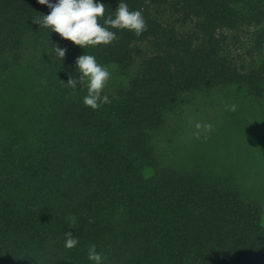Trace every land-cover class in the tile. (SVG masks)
<instances>
[{
    "label": "trees",
    "instance_id": "obj_1",
    "mask_svg": "<svg viewBox=\"0 0 264 264\" xmlns=\"http://www.w3.org/2000/svg\"><path fill=\"white\" fill-rule=\"evenodd\" d=\"M125 2L146 30L82 48L35 23L38 0H0V75L38 56L32 103L0 98V264H92L91 245L104 264H264L260 206L206 168H161L150 144L197 91L236 87L264 116V0ZM84 54L126 78L96 110L65 84Z\"/></svg>",
    "mask_w": 264,
    "mask_h": 264
},
{
    "label": "rangeland",
    "instance_id": "obj_2",
    "mask_svg": "<svg viewBox=\"0 0 264 264\" xmlns=\"http://www.w3.org/2000/svg\"><path fill=\"white\" fill-rule=\"evenodd\" d=\"M37 60L38 56L26 54L19 67L0 75V98L16 112L33 101L37 89L27 69ZM108 69L105 89L125 83V76L114 67ZM198 122L211 124V130L196 129ZM150 144L161 168L196 165L235 182L246 199L260 206L264 223V116L236 87L179 97L165 114L163 126L151 133ZM152 174L151 168L144 170L146 177Z\"/></svg>",
    "mask_w": 264,
    "mask_h": 264
},
{
    "label": "clouds",
    "instance_id": "obj_3",
    "mask_svg": "<svg viewBox=\"0 0 264 264\" xmlns=\"http://www.w3.org/2000/svg\"><path fill=\"white\" fill-rule=\"evenodd\" d=\"M38 3L46 5L50 12L43 15L42 21L35 23L39 26L42 23L49 31L58 33L63 39L82 48L112 43L116 39L114 30H128L139 37L147 27L142 12L129 10L125 0H120L113 15H105V4L100 0H54V2L38 0ZM53 51L60 59L66 54L65 48L57 46ZM75 68L79 76H70L65 84L73 90H76L78 85L86 87L87 95L83 97V104L92 110L109 104V97L102 94L110 79L109 69L99 64L95 56L85 54L76 59ZM231 110H235V105L231 106ZM195 127L210 131L212 125H202L198 122ZM65 236L67 237L64 244L66 248L71 249L78 244L77 238H73L71 233H67ZM88 260L92 264H104V256L97 251L95 245H91L88 249Z\"/></svg>",
    "mask_w": 264,
    "mask_h": 264
}]
</instances>
